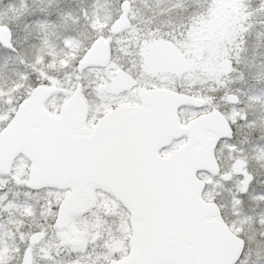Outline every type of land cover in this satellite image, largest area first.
<instances>
[{
	"label": "flooded vegetation",
	"instance_id": "1",
	"mask_svg": "<svg viewBox=\"0 0 264 264\" xmlns=\"http://www.w3.org/2000/svg\"><path fill=\"white\" fill-rule=\"evenodd\" d=\"M126 1L129 2L127 23L118 29L115 25L123 16ZM180 2L182 0H142L138 5L135 0H90L89 4H85V0H0V64L7 61L19 67L10 88L0 87V264H117L128 257L127 249L133 235L121 202L96 188L91 190L88 201L79 210L70 215L62 214L63 201L72 192V187H32L29 179L35 167L34 159L22 149L13 157L4 156L1 143L12 137L20 140L21 136H29L28 125H34L33 120L42 116L34 115L35 111H40L38 105L22 116L17 127L16 124L20 111L33 102L41 104L48 114L62 116L65 103L77 96L80 101L77 109L83 113V119L73 128L76 133H84L116 107L141 105L146 109L154 102L147 95L156 88L180 92L175 78L184 76L191 65L177 45L156 35L154 30L157 29L137 27L138 30L128 35L134 14L139 15V7L145 9L144 13L158 14L169 5L178 7ZM118 13L119 16L110 22L109 19ZM82 14L83 20L75 22L74 18ZM70 16L74 21L68 19ZM53 18L62 23L58 33L50 27ZM261 23L264 26V20ZM260 27L254 29L264 34V27ZM157 41L171 42L188 69L181 73L164 69L155 51ZM260 42L253 48L258 53L257 60L252 62L256 67L262 65L259 60L264 38ZM96 47H104L105 59L99 54L92 55ZM36 66L59 67L61 79L52 85L46 80L36 81L33 69ZM67 66H76L77 72L67 74L63 71ZM119 73L135 80L131 89L118 91L112 88ZM70 79L73 93L57 99L58 91L60 94L67 92L61 88V80L67 85ZM99 93H109L120 99L109 104L108 109L96 112ZM205 101L203 105L208 104ZM184 107L195 109L196 106H180L178 113L183 124L207 113L197 112L185 121L180 113ZM217 159L222 169L218 155ZM231 167L232 172L233 163ZM50 191L53 194L50 195ZM97 193L108 194L117 204L97 202ZM215 201L225 217L222 205Z\"/></svg>",
	"mask_w": 264,
	"mask_h": 264
},
{
	"label": "snow or ice",
	"instance_id": "2",
	"mask_svg": "<svg viewBox=\"0 0 264 264\" xmlns=\"http://www.w3.org/2000/svg\"><path fill=\"white\" fill-rule=\"evenodd\" d=\"M255 15L264 19V0H258ZM259 75L264 76V70ZM253 95L264 103V88ZM219 99L233 105L241 102L231 92ZM195 110L223 116L215 97L212 103L197 105ZM237 119L247 120V115ZM180 124L171 117L166 102L156 100L115 126L91 133L87 142L76 148L84 163L105 167L123 193L122 207L134 238L127 249L128 259L121 264H264V214L255 219L244 214L243 219L230 223L215 199L211 204L206 201L204 189L194 182L191 170L192 160L201 154V129H190L164 142L162 128ZM234 124L236 120L228 123V147L237 152L242 149L230 142ZM233 163L234 175L241 180L229 204L239 217L243 196L254 176L246 161L236 158ZM232 179L233 173L217 166L204 188L214 181L227 186ZM253 199L264 203V193H257ZM249 221L260 226L261 240L255 248L246 238ZM237 243L240 250L229 259L228 250Z\"/></svg>",
	"mask_w": 264,
	"mask_h": 264
},
{
	"label": "rangeland",
	"instance_id": "3",
	"mask_svg": "<svg viewBox=\"0 0 264 264\" xmlns=\"http://www.w3.org/2000/svg\"><path fill=\"white\" fill-rule=\"evenodd\" d=\"M135 1L141 5L142 0ZM88 2L90 0H85V4ZM165 5L169 4L165 3ZM177 5L176 8L169 5L168 9L164 8L158 14L147 11L144 13L145 9L139 7L137 9L139 15L134 14L128 35L134 30H138L137 27H147L157 29L154 31L159 37L172 40L191 65L190 71L184 76L180 75L175 78L177 79L176 88L178 87V91L207 100L208 104L212 103L215 97L219 103V109L229 121L236 120V124L232 127L233 135L230 142L237 144L242 151L234 152L229 148L228 137H225L218 145L217 155L222 164V169L231 172L232 163L238 157L248 163V169L254 175L248 193L243 196V206L239 210L242 214L237 217L229 204L231 194L236 191L241 180L235 175L227 186H221L218 181H214L211 187L206 188L205 197L210 201L215 199L222 205L224 218L230 223L233 220L243 219L244 214L252 216L254 219L258 218L264 214V203L253 199V196L257 193H264V103L259 102V96L252 100L251 93V90L257 87V92L264 88V76L259 75L261 70H264V43H262L259 60L262 65L256 67V63H252L255 59L257 60L258 55L257 50L255 51L253 48L256 43L259 46L260 40L264 38V34L254 29L256 26L264 27L262 23L260 24V18L255 15L258 0H182ZM118 11L120 12V10ZM119 14L113 15L109 19L110 22L113 17L119 16ZM83 17V14L82 16L77 15L74 20L79 22L83 20ZM68 19L73 20L71 16ZM60 24L62 23L59 22V19H51L52 31L55 30L58 33ZM153 35L155 36V34ZM43 46L47 47L45 44ZM224 59H230L232 62L229 73H223L221 70V62ZM18 68L17 65L7 61L0 64L1 88H10ZM33 69H35L36 81L37 79L39 81L46 80L52 85L61 79L62 73H59V67L54 69L36 66ZM63 71L67 74L69 72L75 73L77 67L67 66ZM71 82L70 79L65 85L61 80L60 86L67 92L60 94L58 91L56 93L57 99L64 97L67 93H69L68 95L73 93ZM250 87L254 88L250 89ZM214 89L218 91H213ZM227 92L237 94L241 102L233 105L220 101V96ZM99 99L100 101L95 105L96 112L97 110L108 109L111 107L109 104L118 101L120 98L109 93H99ZM105 101H107L105 105L108 106L103 109L105 105L103 107L101 105ZM180 113L187 121L196 115L197 111L193 107H184ZM244 115H247V120L237 119L238 116ZM200 176L207 182L212 174L200 172ZM51 194L53 191H50ZM95 199L103 204H117L111 196L105 193H97ZM259 233L260 226L249 221L246 238L249 239L253 248L261 240Z\"/></svg>",
	"mask_w": 264,
	"mask_h": 264
},
{
	"label": "water",
	"instance_id": "4",
	"mask_svg": "<svg viewBox=\"0 0 264 264\" xmlns=\"http://www.w3.org/2000/svg\"><path fill=\"white\" fill-rule=\"evenodd\" d=\"M128 7L129 2L126 1L123 5V16L115 25L116 28L119 29L126 25ZM155 51L158 61L164 69H170L177 73H181L188 69L181 53L171 42H155ZM94 54L95 56L99 54L105 59L104 47H96L92 55L94 56ZM231 68V61L229 59H224L221 63L222 72L229 73ZM134 84V79L128 75L119 73L112 83V88L118 91L121 89H131ZM147 96L154 101H165L170 110L171 117L178 121H180L178 108L181 105L190 103L197 106L203 105L205 102L200 98L177 93L166 88L155 89ZM37 105L40 111L37 112L38 109L34 112V115L40 116V114H42V116H40L39 119L35 118L33 120L34 125H28L29 136H21L20 140H16L12 137L1 143L4 156H8L9 158L13 157L16 151L22 149L29 157L34 159L35 167L32 169L29 179V184L32 187L52 186L61 189L73 187V191L63 201L64 207L62 209V214L70 215L72 211L79 210L80 206L88 201L90 192L93 188H101L111 192L124 204L123 193L111 179L109 171L102 165L96 163H84L82 157L76 152V148L77 146L84 145L91 133L113 127L118 124L123 117L139 113L146 109L140 105H123L114 108L106 113L90 131L76 133L73 127H75L78 121L83 119V113L77 109L80 108V101L76 96L65 103L62 116L48 114L42 110V105L39 103L36 104L33 102L31 106H25L17 117L16 127L22 120V116L27 115L29 113L28 110L36 108ZM72 119L73 122L70 121ZM228 123L224 115L220 116L213 112H208L198 116L186 125L180 124L179 127L165 125L162 128V135L165 138L164 142H168L171 137L180 136L190 129H201L203 139L201 154L191 162L193 180L200 188L204 189L206 182L198 176L197 170H208L214 173L216 167L219 166L215 150L218 139L229 136ZM166 130L167 132L165 133ZM210 130L216 133V137L208 135ZM240 160L242 162L245 161L243 159ZM235 167L236 166L233 164V172H235ZM208 203L211 204V202ZM239 250L238 243L231 247L227 253L229 259L238 254ZM126 259H128V257L124 260ZM117 264H121V262Z\"/></svg>",
	"mask_w": 264,
	"mask_h": 264
},
{
	"label": "trees",
	"instance_id": "5",
	"mask_svg": "<svg viewBox=\"0 0 264 264\" xmlns=\"http://www.w3.org/2000/svg\"><path fill=\"white\" fill-rule=\"evenodd\" d=\"M259 20H260V23H261V22H262V20H264V19H261V18H260ZM263 87H264V86H263ZM253 88H254V87H250V89H253ZM256 89H258V87H257ZM256 89H254V90H251V93H252V96H253V97H252V100H253L254 98H256V96H255V95H253V93H254V92H257V90H256ZM251 103H252V101H251Z\"/></svg>",
	"mask_w": 264,
	"mask_h": 264
}]
</instances>
